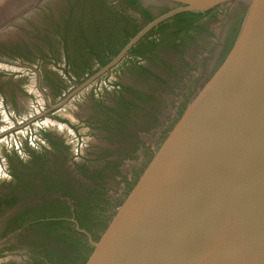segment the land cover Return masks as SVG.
I'll return each instance as SVG.
<instances>
[{
    "label": "rangeland",
    "instance_id": "374dc122",
    "mask_svg": "<svg viewBox=\"0 0 264 264\" xmlns=\"http://www.w3.org/2000/svg\"><path fill=\"white\" fill-rule=\"evenodd\" d=\"M25 2L0 0V20ZM105 2L42 0L0 21V167L10 175H0V200L21 198L12 206L0 201V264H72L83 254L82 232L97 231L162 119L191 96L230 22L229 6L219 7L179 43L171 36L145 60L125 58L98 75L110 60L102 67L107 59L96 56L108 42L111 52L118 48L119 29L128 23ZM35 139L38 149L30 146ZM52 183L55 191L44 189ZM44 202L68 208L58 234L17 220L20 211Z\"/></svg>",
    "mask_w": 264,
    "mask_h": 264
},
{
    "label": "water",
    "instance_id": "95a60500",
    "mask_svg": "<svg viewBox=\"0 0 264 264\" xmlns=\"http://www.w3.org/2000/svg\"><path fill=\"white\" fill-rule=\"evenodd\" d=\"M42 0H26L1 22ZM174 8L131 38L182 12L229 6L232 31L191 96L159 133L97 231H83L72 264H264V0H161Z\"/></svg>",
    "mask_w": 264,
    "mask_h": 264
},
{
    "label": "flooded vegetation",
    "instance_id": "af4514ba",
    "mask_svg": "<svg viewBox=\"0 0 264 264\" xmlns=\"http://www.w3.org/2000/svg\"><path fill=\"white\" fill-rule=\"evenodd\" d=\"M105 3H104V5H106V7L110 11H113L114 16L115 17L117 16L118 19H120L122 17L127 19L126 16L128 17V23H124V25H126L125 31L123 32L124 34H130L134 30H136V34H137L142 29H144L148 24L152 23L158 17L169 12L170 10H172L174 8L173 6H170L169 4H167L161 0H106ZM216 9H213V10H210V11H207L204 13H193V12L178 13V14L172 16L171 18H169L163 22H160L157 26L150 28L147 31V33L144 35V37L140 40V42H142L144 40V38L146 36H148L147 39H149V40H151L152 38H158V39H160V41L162 40L163 43H165L172 36V38H174V40H175L174 42L179 43V41L181 40V36H184L185 33L187 34V33L191 32V30L195 29L196 25L198 23H200V21H202L203 19H207L208 16L210 15V13L212 11H215ZM186 13H191L194 15L182 16L179 19L177 18L178 20L174 21V19L178 15L186 14ZM237 13H238L237 10H234L233 12L231 10H229L230 22L228 24L227 31L225 32L226 35H228L232 31V29L235 25ZM149 18H151V19H149ZM161 26H163V27H161ZM123 33L121 34V32L119 31V34L123 35ZM225 34H224V36H226ZM140 42H138L135 46H133L129 50L128 55L125 58L130 57V51L133 48H136ZM106 44H105L106 47H103L102 52L99 55H97L96 57L99 60H101V58H102V60H103V58H106V59H110V61H111L114 57H116V55L111 56V54H110L111 53V49H110L111 45L109 42ZM125 45H124V47H125ZM124 47H122L120 49L118 54L121 52V50ZM139 50H140V52H143V50H145V47L141 46V48H139ZM146 55H148V54H146ZM131 57H132V55H131ZM53 208H51V210H48V212L45 213V215L49 216L50 214H53V213L54 214L59 213L60 215L64 216L62 219H64L66 215L70 216L69 212L63 213V209L56 208V207H53ZM77 227H79V224L75 225V228H74L75 232H78ZM47 264H49V263H47Z\"/></svg>",
    "mask_w": 264,
    "mask_h": 264
},
{
    "label": "trees",
    "instance_id": "16d2710c",
    "mask_svg": "<svg viewBox=\"0 0 264 264\" xmlns=\"http://www.w3.org/2000/svg\"><path fill=\"white\" fill-rule=\"evenodd\" d=\"M186 15H194V14H191V13H186V14H181V15H178L175 19V20H178L179 18H181L182 16H186ZM121 17V16H120ZM124 19V17H122ZM178 18V19H177ZM116 19H118V17L116 16ZM151 19V18H149ZM164 25V24H163ZM167 25V24H166ZM125 26L126 25H123L120 27L119 31L121 32V34L125 31ZM163 27V26H161ZM136 34V30H134L132 33L130 34H124L123 33V41L119 44L118 48L114 51V52H111V56H115L118 54V52L120 51V49L122 47H124V45L128 42V40L132 37H134V35ZM148 36H146L144 38V42H140L139 45L136 47V48H133L131 51H130V57L128 58H131V60H136L137 61V58H142V59H146V54H149V55H154L155 54V51L157 50V48L163 44V41L158 38H152L151 40L147 39ZM141 46L145 47V50H143V52H140L139 48H141ZM132 55V57H131ZM110 59H107L106 62H102L101 61V65L102 67H104V65L107 64V62L109 61ZM143 72L145 74H148V75H151V73L148 71V70H143ZM123 89V88H122ZM47 142L49 144H51V141L50 139L47 137ZM28 150V149H27ZM34 154V153H32ZM33 156V155H32ZM13 175V173H12ZM14 176V175H13ZM52 185V189L50 188V186ZM51 185H46L44 187V189L46 188H49L50 192L52 191H55L56 189H54L55 185L54 183H52ZM61 188H64V190H67V187H60L59 190H63ZM43 189V188H42ZM29 191H32L33 193H37L38 191L40 192L41 190L40 189H37V191L35 190H28L26 189V192H29ZM35 191V192H34ZM31 192V193H32ZM71 193L72 190L69 189L67 190L65 193ZM21 198L19 196H16V195H12L10 196V198H8L7 200H0L2 203H6L7 205L9 206H12L14 205L15 203H17ZM54 204L52 203H49L48 202H44L42 203L41 205L38 206L37 209H30L29 207H26L24 210L20 211L17 215V220H21V221H25V220H33V224L35 226H47L48 230H49V233H59V228L62 227L63 224L66 223L65 220L61 219L62 218V215H60L59 213L58 214H50L49 216H46L45 213L48 212V210H51V208H53ZM62 208L60 209H68L67 207H65L64 205L61 206ZM54 209V208H53ZM30 226L32 224H29ZM61 238H66V234H61L60 235ZM67 239H72L70 237H67ZM47 263H50L48 260L47 262H44V261H37L34 259V264H47Z\"/></svg>",
    "mask_w": 264,
    "mask_h": 264
},
{
    "label": "built area",
    "instance_id": "2783aa9c",
    "mask_svg": "<svg viewBox=\"0 0 264 264\" xmlns=\"http://www.w3.org/2000/svg\"><path fill=\"white\" fill-rule=\"evenodd\" d=\"M68 133L74 138L75 141H77V139H76L74 133L72 132V130L68 129ZM37 141L39 142L38 139L33 140V142H31L30 146L33 147V148H35V149H38V147H39V143H37ZM41 143H42V142H41ZM34 144H35V145H34ZM34 146H35V147H34ZM74 147H75V154H76L77 151H78V150H77V145H74ZM15 148H16V150L18 151L19 154H21L22 152H24V150H23V146H21V145H20V147L17 146V145H15ZM0 175H1L3 178H7V179L10 178L9 172H8L7 168H5L4 165H1V167H0Z\"/></svg>",
    "mask_w": 264,
    "mask_h": 264
},
{
    "label": "bare ground",
    "instance_id": "6f19581e",
    "mask_svg": "<svg viewBox=\"0 0 264 264\" xmlns=\"http://www.w3.org/2000/svg\"><path fill=\"white\" fill-rule=\"evenodd\" d=\"M7 1V0H6ZM3 3V2H2ZM16 3V2H15ZM18 3V2H17ZM12 8V7H11ZM48 122V121H47ZM50 123V122H49ZM53 123V122H52ZM55 125V124H54ZM64 126V125H63Z\"/></svg>",
    "mask_w": 264,
    "mask_h": 264
}]
</instances>
